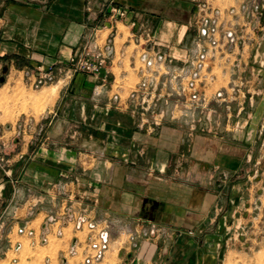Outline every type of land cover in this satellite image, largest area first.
Returning <instances> with one entry per match:
<instances>
[{
  "label": "crops",
  "instance_id": "crops-1",
  "mask_svg": "<svg viewBox=\"0 0 264 264\" xmlns=\"http://www.w3.org/2000/svg\"><path fill=\"white\" fill-rule=\"evenodd\" d=\"M197 1L0 0V67L18 77L27 69L57 71L88 45L103 48L108 39L114 45L102 70L105 79L75 74L68 84L51 88V93L58 88L47 108L51 119L0 132V151L9 159L7 168L0 167V219L30 212V203L64 188L92 214L108 219L114 237L126 234L124 264H159L158 249L165 247L173 252L164 264L185 263L189 241L158 239L156 231L199 226L192 217L203 215L206 195L196 197L187 184L203 178L198 170L208 160L206 141L196 134L186 142L185 130L175 124L144 128L143 118L129 111L128 94L141 79L145 50L190 55ZM113 7L125 15L113 17ZM148 39L154 44H146ZM174 67L168 66L163 79ZM187 164L188 177L177 182L175 173ZM11 223L6 235L0 234V264L14 262L8 256L16 222ZM131 246L137 249L130 252Z\"/></svg>",
  "mask_w": 264,
  "mask_h": 264
},
{
  "label": "rangeland",
  "instance_id": "rangeland-1",
  "mask_svg": "<svg viewBox=\"0 0 264 264\" xmlns=\"http://www.w3.org/2000/svg\"><path fill=\"white\" fill-rule=\"evenodd\" d=\"M204 2L213 7L209 12L219 9L223 14L219 45L210 52L207 69L196 87L202 99L191 100V92L180 88L186 80L179 74L183 68L185 73L188 70L185 67L192 61V51L185 59L163 49L158 50L164 56L158 62L159 82L146 93L144 101L138 93L132 98L139 82L128 94L129 111L143 118L139 123L144 128L157 131L163 125L175 124L185 130L186 142L198 134L209 150L206 164L198 170L203 178H191L187 184L191 193L197 192L196 197L206 195L203 215L192 217V223L197 219L199 226L170 233L158 226L161 231L156 235L160 234L158 239L189 241L184 264H264V0H198L194 40L198 36L195 20ZM232 7L237 10L234 14L229 12ZM229 28L235 32L234 42L225 37ZM147 43L153 45L154 41ZM69 61V65L53 71L52 79L44 81L37 79L34 70H26L36 76L29 79L26 71L24 77H18L15 71L0 67V132L9 125L19 130L29 128L41 117L51 119L53 112L47 108L58 95V88L55 93L51 88L68 84L77 74ZM168 66H177L173 68L177 71L166 80L162 76H169ZM219 91L222 96H218ZM0 158V167L7 168V153L0 151ZM188 164L180 174L174 172L177 182L188 177ZM65 191L49 194L48 200L38 198L30 203V212L1 217L2 236L7 234L11 220L16 222L8 252L13 264H124L126 234L119 236L118 232L116 239L108 219L92 214ZM109 220L121 223L119 216ZM104 232L111 233L106 242ZM136 249L131 246L130 252ZM171 252L173 248L158 249L159 264H164Z\"/></svg>",
  "mask_w": 264,
  "mask_h": 264
},
{
  "label": "built area",
  "instance_id": "built-area-1",
  "mask_svg": "<svg viewBox=\"0 0 264 264\" xmlns=\"http://www.w3.org/2000/svg\"><path fill=\"white\" fill-rule=\"evenodd\" d=\"M213 8L209 6L206 2L200 4V13L198 17H196L195 23L198 28V36L196 37L194 41V47L191 52L192 54V61L189 64V68L184 72V68L181 69V73L179 74V77L184 76L185 85L180 87L183 92L188 91L191 92L189 95V98L191 100H201V95L196 91V87L198 82L202 79L204 76L203 73L207 69V61L210 52L213 49H216L218 47L220 42V25L222 24V12L219 9H212L211 12H209L208 9ZM231 14H234L237 12L235 7H232L231 11H229ZM111 14L113 17L115 16H124L125 10H121L118 8L113 7L111 10ZM231 26H235L233 23ZM225 37L230 42L235 41V32L233 28H229L227 31H225ZM152 40L148 39L147 41ZM84 53L76 54V56H73L70 58V63L72 64V69L74 72H84V73H90L97 77H104L102 76V70L106 67L107 60L112 56L114 53V45L113 40L108 39L107 43L103 48H100L99 45L93 44L86 46V49H84ZM141 59L144 63V68L142 72L141 79L137 85L138 89L135 91V94L133 93L132 98H134L137 93L141 94L143 97L142 100L144 101L148 91L153 89L154 85H156L159 81L158 78L161 77L160 71L158 69L159 65L158 62L162 61L164 59L163 54L161 52L156 51L154 55L149 54L147 50H145L142 55ZM62 66V65H61ZM70 69V70H72ZM61 72H64L62 68L59 69ZM177 71V70H176ZM53 70L45 71L42 69H39L38 76L40 80H46V79H52L53 78ZM185 73V74H184ZM70 75V72L68 73ZM26 75L29 76V79L31 77L36 76L31 73V71H26ZM173 75H171L172 77ZM178 75H174V79H177ZM187 85V86H186ZM147 93V94H146ZM146 94V95H145ZM222 92H218V96H222ZM136 99H139L138 96ZM3 160V158H0V163ZM104 237V235H103ZM108 239V237H107ZM107 239L104 237V241L106 242Z\"/></svg>",
  "mask_w": 264,
  "mask_h": 264
},
{
  "label": "water",
  "instance_id": "water-1",
  "mask_svg": "<svg viewBox=\"0 0 264 264\" xmlns=\"http://www.w3.org/2000/svg\"><path fill=\"white\" fill-rule=\"evenodd\" d=\"M104 237H105V239H107V237H108L107 232H104Z\"/></svg>",
  "mask_w": 264,
  "mask_h": 264
}]
</instances>
